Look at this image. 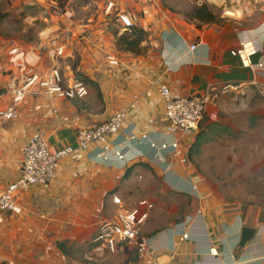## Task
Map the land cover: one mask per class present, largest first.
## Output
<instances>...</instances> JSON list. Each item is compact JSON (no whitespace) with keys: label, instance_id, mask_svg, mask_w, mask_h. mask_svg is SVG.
<instances>
[{"label":"crops","instance_id":"1","mask_svg":"<svg viewBox=\"0 0 264 264\" xmlns=\"http://www.w3.org/2000/svg\"><path fill=\"white\" fill-rule=\"evenodd\" d=\"M85 2L88 5L81 7L89 10L85 19L91 17V22L98 15L103 23L79 24L75 17L78 0H67L62 7L66 12L61 13L65 29L53 23L51 15L50 27L40 33V42L35 46L13 42L19 49L16 55H10V42L0 48V108L10 104L7 87L11 81L26 68L49 70L54 63L50 52L61 45L65 46V55L58 60L60 65L67 76L82 79L89 92L82 100H51L40 110L36 107L43 102L28 100L19 107L18 120H0V194L19 179L22 150L35 132L47 135L53 151L75 147L80 128L104 122L119 110H127L128 117L110 143L112 147L127 146L128 161L126 166L116 160L102 163L96 159L100 147L63 160L54 182L20 195L21 215L3 214L0 264H139L133 248L111 254L96 250L92 241L103 221L121 210L134 209L138 202L134 198L140 197L153 205L142 233L158 262L264 264V208L225 197L214 183L190 174L191 167L186 170L170 155L167 163L157 160L151 146L169 139L164 104L155 85L159 79L175 97L235 86L208 106L200 131L186 138L189 159L201 139L224 138L229 130L223 124L224 117L234 109L236 98L264 86V71L247 67L239 55L233 54L245 39L240 30H246L250 40L258 38V44L264 47L263 16H254L241 26L232 22L235 25L218 28L195 17V11L202 7L216 17L221 11L206 0H198L194 6L185 0H134L141 15L135 25L149 33L142 45L144 52L134 55L118 50L116 43L110 42L109 24L104 20L111 19L107 7L116 6V0ZM37 3L47 7L42 0ZM90 5L103 10L93 13ZM128 15L134 20L133 13ZM81 27H86L85 33ZM194 44L197 49L191 51ZM108 54L118 57L119 67L107 63ZM262 56L264 52L254 56L252 63ZM146 92L151 97L131 109L134 96ZM131 135L136 139L131 140ZM142 135L147 138L142 139ZM192 183L198 185L197 192H193ZM169 195L177 198L172 204L166 199ZM182 198L186 204L181 206ZM198 210L203 211L202 219L189 226L190 240L181 241L188 227L183 222L189 216L194 218ZM244 227L256 228L257 234L241 249ZM214 247L219 250L217 256L211 255Z\"/></svg>","mask_w":264,"mask_h":264},{"label":"built area","instance_id":"2","mask_svg":"<svg viewBox=\"0 0 264 264\" xmlns=\"http://www.w3.org/2000/svg\"><path fill=\"white\" fill-rule=\"evenodd\" d=\"M206 2L219 6L221 17L234 22L237 26L252 19L256 13H260L264 19V0H206ZM202 3L200 2V4ZM113 8L114 5L109 4L107 12L112 11ZM118 22L121 24L123 32L135 26L131 16L125 13L118 14ZM81 30H85L82 31L85 33L86 27H81ZM240 34L245 35V39L241 42L240 49L233 54L239 55L247 67L264 71V56L257 63H252V58L264 52V47L258 44V38L248 39L246 30H240ZM261 36L264 41V31ZM11 48L10 55L18 54L19 49L14 47V44L11 45ZM196 49L197 45L191 46V51ZM64 55L65 46H56L50 52L54 63L49 70L41 72L33 68H26L19 73L16 79L11 81L7 87L10 104L6 108H0V120H18L19 107L28 100L43 102L36 107L37 110H40L51 100H82L88 96L86 84L74 76H67L60 65L58 60ZM106 60L112 67L120 66V60L113 54H108ZM155 85L159 87V96L164 104L166 131L169 139L159 146L154 142L151 143L152 149L155 151L157 160L167 163V157L170 155L181 165L186 166L189 163V155L186 146H184L186 138L196 134L199 130L207 114L208 106L219 100L228 89H235V86H227L222 90L211 88L204 94L196 96L175 97L170 87L163 84L160 79L155 81ZM150 97V92L134 96L130 108H135L141 101L148 100ZM127 117V110H119L104 122L82 127L78 130L75 147L69 145L57 151L51 149L44 132H35L22 150L19 179L8 185L5 191L0 194V224L4 222L3 214L6 212L21 215L23 207L20 203V195L32 187L47 186L54 182L61 163L67 158L100 147V152L96 156L98 161L107 164L116 160L118 164L126 166L128 158L125 148L127 146L112 147L110 141L120 133ZM141 137L142 139L147 138L146 135ZM130 139L134 140L136 136L131 135ZM171 167L172 164L169 163L168 169ZM191 187L193 192L198 191L196 183H192ZM202 217L203 211L198 210L194 218L191 216L186 218L183 225L188 227L182 234L181 241L190 240L189 226L194 221L201 220ZM148 218L149 212L139 208L119 211L114 218L103 221L99 225L98 232L92 241L95 249L116 254L121 248L122 250L133 248L139 264H174L173 262H158V258H155L149 240L142 233V228ZM210 252L213 256L219 254L217 247L211 248Z\"/></svg>","mask_w":264,"mask_h":264},{"label":"rangeland","instance_id":"3","mask_svg":"<svg viewBox=\"0 0 264 264\" xmlns=\"http://www.w3.org/2000/svg\"><path fill=\"white\" fill-rule=\"evenodd\" d=\"M42 1L47 7H40L37 0H0V48L7 47L9 42L35 46L40 42V33L50 27L51 15L54 17L53 23L60 25L61 29L66 28V25L64 26L66 21L61 18V13L66 12L63 8L67 0L61 2L63 8L61 5L59 7V0ZM185 1L190 6H194L198 0ZM116 2V6L110 11L111 16L109 15L112 20H104L109 24L107 27L111 34V44L116 43L114 32H118V35L123 33L121 24L116 21L118 17H113L118 16L119 13H133L135 17L133 21L137 24L141 16L135 7L134 0H116ZM78 4L75 17L79 24L100 25L103 23V19H97L98 15L91 22H89L91 17L85 19L89 10L84 11L81 7L88 4L85 0H78ZM90 8L93 13L96 10L98 13L103 10L98 5H90ZM170 10L177 11L174 8ZM216 14L217 20L213 22L214 24L212 23L214 26L227 28L235 25L222 18L221 11L218 10ZM259 14L256 13L255 17L260 18ZM236 99L232 107L234 109L226 113L224 117L223 124L229 129L224 138L216 141L201 139L196 149L191 150V159L185 167L186 170L191 167L188 170L190 174L192 172V174L204 176L214 183L225 197L246 206L264 208V86L250 89L247 96L242 94ZM166 199L170 204L177 200L173 195H169ZM134 200L138 201H133L136 202L134 209L139 208L148 212L153 209L151 200L145 197L134 198ZM180 202L181 206L186 204L183 198Z\"/></svg>","mask_w":264,"mask_h":264},{"label":"trees","instance_id":"4","mask_svg":"<svg viewBox=\"0 0 264 264\" xmlns=\"http://www.w3.org/2000/svg\"><path fill=\"white\" fill-rule=\"evenodd\" d=\"M62 1L63 0H59V7ZM195 17L198 20L207 23H213L217 20V17L206 7L199 8L197 11H195ZM114 36L116 39V47L118 50L134 55H141L144 52V48L142 45L145 41H147L149 33L135 25L131 29L123 32L120 35H118V32H114Z\"/></svg>","mask_w":264,"mask_h":264},{"label":"water","instance_id":"5","mask_svg":"<svg viewBox=\"0 0 264 264\" xmlns=\"http://www.w3.org/2000/svg\"><path fill=\"white\" fill-rule=\"evenodd\" d=\"M257 234V229L252 227H244L241 233L240 248H244L250 244Z\"/></svg>","mask_w":264,"mask_h":264}]
</instances>
